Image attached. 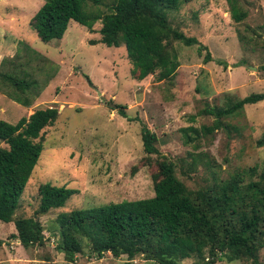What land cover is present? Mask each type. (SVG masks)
<instances>
[{"label": "rangeland", "instance_id": "obj_1", "mask_svg": "<svg viewBox=\"0 0 264 264\" xmlns=\"http://www.w3.org/2000/svg\"><path fill=\"white\" fill-rule=\"evenodd\" d=\"M45 2L0 0V71H7L15 62L24 72L22 76L35 81L25 95L30 107L18 104L5 85L1 86L0 120L15 124L37 109H58L55 123L43 130V148L15 218L33 216L42 185L73 194L63 207L39 217L45 228L43 246L24 249L14 238V223L0 221V264H70L55 249L57 238L49 232L55 227V218L73 210L153 197L152 175L155 162L162 158L175 164L177 177L190 190L211 183V172L224 180L237 171L262 169L264 145L257 147L256 142L264 131V102L245 105L237 115L224 119L235 130L215 131L200 139L196 148L183 144L179 130L211 124L213 118L201 111L222 105L224 94L235 100L264 92V72L260 70L264 66V0H238L247 14L240 23L231 19L226 0H192L171 13V25L195 37L213 58L205 63V50L198 55L197 46L175 43L180 63L177 83L159 82L156 76L134 79L124 47L92 45L100 39V23L89 32L71 21L61 40L42 43L30 20ZM116 106L123 107L127 117ZM141 123L157 136L158 155L143 152ZM6 147L0 142V148ZM189 154L197 156L195 166L190 165ZM260 259L264 262V248ZM125 261L126 256L114 258L109 253L97 259L84 249L73 264ZM133 262L155 264L140 257ZM194 263L197 261L190 258L179 264Z\"/></svg>", "mask_w": 264, "mask_h": 264}, {"label": "trees", "instance_id": "obj_2", "mask_svg": "<svg viewBox=\"0 0 264 264\" xmlns=\"http://www.w3.org/2000/svg\"><path fill=\"white\" fill-rule=\"evenodd\" d=\"M106 1L46 0L31 18L30 26L42 43H48L61 40L71 21L89 32L100 23V39L92 45L124 47L131 64L130 74L138 81L156 76L159 82L177 83L180 63L175 43L197 46L198 55L202 50L206 52L205 63L213 61L203 44L170 23L169 15L192 0H108L109 4ZM226 2L231 19L242 22L247 14L238 0ZM10 64V69L0 71V89L5 85L14 101L30 107L27 92L35 81L22 76L24 72L15 62ZM260 70L264 72V66ZM223 97L222 105L201 111L213 118L211 124L179 130L184 145L196 148L200 139L215 131L235 130L223 120L237 115L245 105L264 102V92L235 100L227 94ZM116 107L121 116L127 117L123 107ZM57 117L58 109L49 107L37 109L15 124L0 120V142L7 145L0 148V221L14 223V238L24 249L44 245L45 228L39 217L63 207L73 194L65 188L42 185L33 216L15 218L23 189L43 148V130L52 126ZM140 137L147 156L159 154L157 136L143 123ZM256 145H264V131ZM189 155L190 165L195 166L197 156ZM155 166L153 197L73 210L55 218V227L49 232L56 236L55 249L66 262L75 263L77 255L86 249L89 256L97 259L106 253L114 258L126 256L123 264H135L138 257L155 264H179L190 258L197 261L194 264H264L260 259L264 248V166L260 171L251 167L234 172L224 180L211 172L212 182L197 190H190L177 177L171 160L162 158ZM2 243L0 239V246Z\"/></svg>", "mask_w": 264, "mask_h": 264}, {"label": "water", "instance_id": "obj_3", "mask_svg": "<svg viewBox=\"0 0 264 264\" xmlns=\"http://www.w3.org/2000/svg\"><path fill=\"white\" fill-rule=\"evenodd\" d=\"M252 69H255V68H252Z\"/></svg>", "mask_w": 264, "mask_h": 264}]
</instances>
